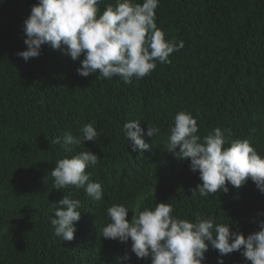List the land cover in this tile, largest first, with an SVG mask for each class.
Wrapping results in <instances>:
<instances>
[{
  "label": "trees",
  "instance_id": "16d2710c",
  "mask_svg": "<svg viewBox=\"0 0 264 264\" xmlns=\"http://www.w3.org/2000/svg\"><path fill=\"white\" fill-rule=\"evenodd\" d=\"M37 2L0 0V264H150L131 252L130 240L100 236L113 204L129 207V221L164 202L177 218L212 217L245 237L259 231L264 194L254 182L192 196L202 183L198 171L164 145L175 114L186 111L197 120L199 135L230 130L227 140L247 139L264 156V0H159L158 28L184 47L170 54L171 63L157 62L150 75L130 84L99 73L83 77L80 60L47 44L39 57H18L26 50L23 21ZM106 4L115 0H103L101 11ZM134 119L150 145L143 152L124 138L123 124ZM87 123L98 133L94 142L73 146L72 153L53 143L69 131L80 135ZM148 124L160 132L148 137ZM88 150L100 158L86 173L102 184L101 201L83 189L53 188L56 161ZM68 193L81 201V217L74 239L62 241L50 222L52 203ZM125 255L130 259H118ZM218 256L209 246L203 264H218ZM222 258L246 264L240 251Z\"/></svg>",
  "mask_w": 264,
  "mask_h": 264
},
{
  "label": "clouds",
  "instance_id": "9594fccd",
  "mask_svg": "<svg viewBox=\"0 0 264 264\" xmlns=\"http://www.w3.org/2000/svg\"><path fill=\"white\" fill-rule=\"evenodd\" d=\"M103 0H38L23 21L26 50L17 53L25 62L41 55L47 44L54 50L80 60L79 75L88 77L99 73V77L111 80L119 77L125 84L133 79L141 80L155 70L157 62L171 63L170 54L184 47L181 40H167L156 23V8L159 0H115V5L106 4L103 11L99 5ZM81 56L83 59L81 60ZM124 138L131 142L133 151L148 150L144 129L140 120L123 124ZM80 135L71 131L56 137L53 143L63 151L72 153L73 146L85 141L94 142L98 133L92 123L83 125ZM158 127L148 124L147 136H156ZM167 152L179 160H190V169L199 173L202 181L193 188L207 197L217 192L227 193L228 185L239 189L250 179L261 194H264V156L258 153L247 139L227 140L225 133L216 127L207 135L198 134L197 120L191 113L179 111L169 129ZM228 146H225V145ZM177 149H179L177 151ZM99 157L92 151H81L56 161L51 171L55 190L83 189L94 201L103 199L102 184L90 180L86 168L94 167ZM71 193L52 203L54 217L51 224L54 234L62 241H72L77 231L81 212L79 199ZM129 207L113 204L107 208L109 222L100 229V236L131 241V252L138 259L150 258V264H203L209 246L218 250V264H224L223 256L240 251L251 264H264V221L259 222V231L244 234L231 231L230 224L216 223L212 217H197L195 222L172 215V206L160 202L154 208L133 212L126 219ZM127 261L128 255L118 258Z\"/></svg>",
  "mask_w": 264,
  "mask_h": 264
}]
</instances>
